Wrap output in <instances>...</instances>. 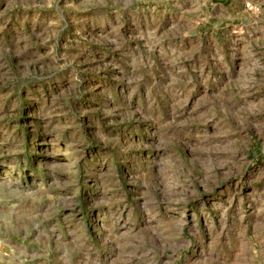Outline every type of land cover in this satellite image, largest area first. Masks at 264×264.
<instances>
[{"label": "rangeland", "instance_id": "obj_1", "mask_svg": "<svg viewBox=\"0 0 264 264\" xmlns=\"http://www.w3.org/2000/svg\"><path fill=\"white\" fill-rule=\"evenodd\" d=\"M0 0V264H264V9Z\"/></svg>", "mask_w": 264, "mask_h": 264}, {"label": "built area", "instance_id": "obj_2", "mask_svg": "<svg viewBox=\"0 0 264 264\" xmlns=\"http://www.w3.org/2000/svg\"><path fill=\"white\" fill-rule=\"evenodd\" d=\"M246 8L253 13H260L264 6L248 2L246 3Z\"/></svg>", "mask_w": 264, "mask_h": 264}, {"label": "crops", "instance_id": "obj_3", "mask_svg": "<svg viewBox=\"0 0 264 264\" xmlns=\"http://www.w3.org/2000/svg\"><path fill=\"white\" fill-rule=\"evenodd\" d=\"M250 1H251V3L264 6V0H250Z\"/></svg>", "mask_w": 264, "mask_h": 264}]
</instances>
